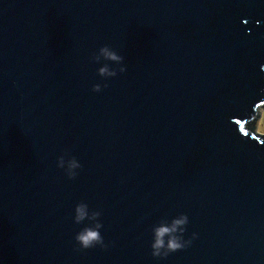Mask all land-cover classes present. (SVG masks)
I'll list each match as a JSON object with an SVG mask.
<instances>
[{
    "label": "water",
    "instance_id": "1",
    "mask_svg": "<svg viewBox=\"0 0 264 264\" xmlns=\"http://www.w3.org/2000/svg\"><path fill=\"white\" fill-rule=\"evenodd\" d=\"M263 107L264 0H0V264H264ZM181 214L191 243L154 257Z\"/></svg>",
    "mask_w": 264,
    "mask_h": 264
},
{
    "label": "clouds",
    "instance_id": "2",
    "mask_svg": "<svg viewBox=\"0 0 264 264\" xmlns=\"http://www.w3.org/2000/svg\"><path fill=\"white\" fill-rule=\"evenodd\" d=\"M94 63H101L105 61L97 69V74L108 79L115 77L118 72L124 73L126 67L123 66L124 57L119 55L115 50L108 45H104L99 48L97 53H94L91 57ZM118 65V68L110 67L109 63ZM107 87V85H103ZM102 85L97 83L93 85L92 91L100 92ZM68 156L66 159L65 157ZM57 166L65 170L69 179H74L77 176V169L82 168V165L78 162L76 157L70 156L67 153L58 157ZM101 213L99 211H89L88 205L84 202H80L74 209V222L76 224H83L85 221H89L77 234L75 235V241L79 245L80 249H90L97 245L100 247H106L104 239L101 235L100 229L103 227L99 222ZM188 223V217L185 214H181L176 218H173L170 222L162 220L157 226L153 228V240L151 244L152 255L157 258L167 257L170 253L184 249L191 241H185L183 234L185 232V226ZM195 236V234H193Z\"/></svg>",
    "mask_w": 264,
    "mask_h": 264
},
{
    "label": "rangeland",
    "instance_id": "3",
    "mask_svg": "<svg viewBox=\"0 0 264 264\" xmlns=\"http://www.w3.org/2000/svg\"><path fill=\"white\" fill-rule=\"evenodd\" d=\"M255 129L259 133H264V107L261 109L259 113Z\"/></svg>",
    "mask_w": 264,
    "mask_h": 264
}]
</instances>
